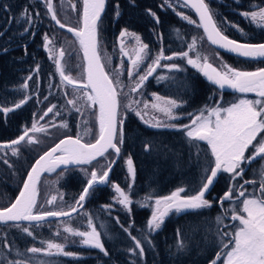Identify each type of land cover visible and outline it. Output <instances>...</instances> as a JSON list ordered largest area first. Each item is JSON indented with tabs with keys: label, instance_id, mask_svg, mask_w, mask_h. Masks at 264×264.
<instances>
[{
	"label": "trees",
	"instance_id": "obj_1",
	"mask_svg": "<svg viewBox=\"0 0 264 264\" xmlns=\"http://www.w3.org/2000/svg\"><path fill=\"white\" fill-rule=\"evenodd\" d=\"M206 2L216 13L214 19L224 34L241 42L256 43L264 41V31L256 28L255 25H250L248 20L239 14L250 10V5L264 6V0H206ZM116 3L120 5L121 15L114 20V5ZM162 3L163 0H135V4L130 3L129 0H107L101 23L103 40L110 43V48H117L120 52L117 38L121 29L126 27L130 31L139 34L142 41L149 45V55L145 59V62H149L161 48L168 56L183 49H188V43H191L190 40H192L189 34L192 33L197 34L199 39L206 45L217 50L227 63L238 70H249L264 66V60L245 59L214 48L208 42L202 28H198L195 24H189L176 14L183 11L192 20L199 22L195 13L189 7H184L182 1L175 4V9L167 6L161 8ZM173 3H175V0H173ZM78 4L80 5V3ZM4 5L9 6L8 10L4 9ZM26 6L27 11L33 16L32 24H28L20 15ZM149 8L159 16V25H155L146 14V9ZM37 12L40 14L39 18L35 16ZM16 19L19 20V23L15 22ZM226 21L238 24L240 28L244 29L246 35H242L237 29L230 27ZM24 28H29L30 31L24 32ZM52 29L57 28L51 21L50 16L46 14L43 1L0 0V33H3L0 36V102L15 103L21 99L23 94L18 93V86L23 83V79L28 76L31 69L35 68L37 64L40 65L39 72L33 74V79L30 81L27 90V94L31 96L29 102L21 109L10 113L7 122L0 115V142L19 136L22 126L31 127L34 113L36 114L35 119L39 120L47 107L53 105H55L53 112L46 116L53 118L50 119V123L65 121L69 125L68 135L78 134L75 131L81 127L78 120L79 115L64 111L68 105L64 97V93L67 91H65L64 86H60L61 83L55 69V63L53 59L49 58V54L43 47L42 37L46 33L52 39ZM174 29H178L179 33L173 31ZM65 33L68 35L67 32ZM60 36L62 37L61 34ZM159 36H162V39ZM4 48H7L8 51L4 52ZM80 53L83 61L81 50ZM145 62H143V65ZM185 64V71L183 70L182 76H180L181 74L176 75L175 81L171 79L166 82L157 77L155 78L156 70L144 82L143 90L146 88L149 92H157L155 94H163L173 98L176 90L178 100L183 103L180 107L183 108V110L180 109L183 112L198 109L206 103L217 104L219 102V104L223 105L225 103L228 105L244 96L241 93L218 89L197 68L192 67L187 62ZM126 77L127 72L125 70L121 75V79L128 82ZM137 94L138 92L131 95L137 97ZM45 97H47L46 100ZM5 106H10V104H5ZM120 114L125 117L127 138L122 146L121 157L110 173L109 185L98 186L95 192L86 199L83 208L69 217L46 219L39 225L36 222H32L31 225L29 222H20L23 227L30 228L33 233L32 236H28L20 229L12 227V222L7 225L0 224V261L7 257L8 260H20L27 262V264H34L37 257H45L51 260L50 264H209L215 257L216 252L219 250L216 237L218 229L220 232L229 231V228L219 227L216 223V217L223 215L224 210L228 209L224 223H233L230 219L231 214L228 207L230 201L224 202L223 205L216 203V201L228 189L229 183H234L238 190L240 185H244L245 188L248 186L259 188V174L255 170L259 169L262 160L258 159L250 166L244 164L243 176L237 177L234 182L230 180L228 174L219 175L217 182L212 186L206 197L213 201V206L196 212L189 211L170 215L166 218L161 229L148 236L152 243H143L145 254L140 257L138 255L139 250H136L137 254L128 251L129 248H134V243L120 225L116 223V218L118 217L120 224L125 227L132 225L130 227L131 234L143 241L147 233L146 221L151 215L150 208L140 206L144 197L149 194L154 196L168 195L177 187L188 189L185 194L197 191L202 183L201 165L204 161V152L207 150V145L205 142H199L200 151L198 152L197 147L190 144L182 129L150 127L134 115L135 113L128 111L126 108ZM46 117L43 119L44 121L39 120V123L41 121L44 123ZM64 134L66 135V133ZM64 134L62 135L65 136ZM145 143H151V151L146 152L144 150ZM18 147V156H12L10 151L7 152V159L11 167L4 164L0 159V207L10 204L17 195L36 156L32 153V145L22 143ZM112 154L114 157V153ZM129 154L132 155L136 170L134 187L130 191L133 200L130 205V213L113 201L112 197L115 193L111 188V183L115 182L120 184L121 188L127 190L128 184L132 182L127 175L125 165V158ZM198 155L199 162L197 161ZM4 156V151L0 150V157ZM208 156L210 158V152ZM92 163L79 167H68L69 172L64 177L60 175L62 179L55 181L56 186L54 188L48 187L40 191L36 210L52 211L49 210L52 208L68 210L70 206H73L87 182L84 174L80 171V167L89 169ZM62 169L66 170L65 167ZM59 171L60 169L57 168L54 172L45 173L43 176L49 177L55 174L59 176L57 175ZM245 181H255V183L245 184ZM48 189H50L49 192L53 189L54 192L52 193L58 197L53 205H47V200L45 201L44 198ZM60 195H63L62 200L59 198ZM108 204L113 205L111 209L105 210L102 208L103 205ZM88 216L93 218L97 230L102 233L105 248L108 250L107 256L98 249L80 244L79 237L71 236L63 231L64 223L69 224L74 229L84 231L87 228ZM100 223H103L104 226H101ZM194 227H198L195 235H193ZM177 229L183 231L185 243L188 245V248L183 252H178L176 247ZM66 236L68 237L67 240H65ZM50 240L65 244V250L76 255L46 256L43 253H27L26 250L31 247H46V244L42 242ZM5 242L11 246L10 249L3 247Z\"/></svg>",
	"mask_w": 264,
	"mask_h": 264
},
{
	"label": "snow or ice",
	"instance_id": "obj_2",
	"mask_svg": "<svg viewBox=\"0 0 264 264\" xmlns=\"http://www.w3.org/2000/svg\"><path fill=\"white\" fill-rule=\"evenodd\" d=\"M129 2L135 4V0H129ZM180 2L181 0H175V3H173V0H163L160 7L167 6L175 9V4H179ZM43 3L46 7V14L50 16L51 20L62 29L67 27L58 19L53 0H43ZM182 3L184 7H190L195 10L199 17V22L197 23L192 20L183 12H177L176 14L189 24H195L198 28H202L204 35L211 44L219 45L221 48L246 59L264 60V42H240L224 35L214 19L216 13L213 12L206 0H182ZM106 5L107 0H82L80 26L78 28L67 27V30L76 37L80 50L83 52V81L66 74L64 64L62 63V58L65 56L64 50L54 49L52 47V40L46 33L42 37L43 47L49 53V58L53 59L56 72L60 76V86H72L74 91L81 93L76 99H83L89 106L96 109L97 132L94 142L91 143L84 142L79 133L75 137L69 135L60 139L58 143L40 155L32 164L15 200L7 207H0V224L7 225L9 222H12V227L20 229L28 236L33 235L32 231H30L29 227H23L20 222H29L30 225L32 222H36L39 225L48 217L62 218L77 213L78 210L83 208L86 199L95 192L98 186L109 185L112 168L121 157L122 146L127 138V132L125 129V117L120 114L121 105L119 98L121 93L118 89H122L124 85L119 79L118 74L113 79L105 71L98 52L101 23ZM3 7L5 10H8L9 6L4 5ZM73 8L75 9L76 5H73ZM114 8L113 19L115 20L121 15L119 3H116ZM146 14L155 25L160 24V18L155 11L149 8L146 9ZM239 14L248 20L250 25H255L256 28L264 31V6L258 4L250 5V10ZM20 15L28 24L33 23V16L27 11V6L21 11ZM39 15L37 12L35 14L36 18H39ZM15 22L19 23V20L16 19ZM226 23L230 27L237 29L242 35H246L244 29L240 28L238 24L230 21H226ZM28 31H30L29 28H24V32ZM173 31L179 33L178 29H174ZM2 35L3 33H0V36ZM159 38L162 39V36H159ZM248 38L250 39L251 37ZM117 39L120 44L121 54L127 56L130 61L127 67V74L129 78L136 77L134 84L129 88V94L137 93L158 67H164L169 70L180 67L175 63L162 65V60L171 61L175 57H182L186 59L187 64L197 68L208 81L219 86L220 89L227 87L237 93H255L258 97L255 100L240 98L227 107H205L199 110V114L188 113L189 123L183 125L166 122L180 118L174 112L179 106L178 101L175 99L161 97L153 93L154 102L151 105L144 102L145 110L151 107L155 112L162 113L166 121H162L156 117L145 119L147 111L138 110L136 107L137 101L129 100V103L124 106L128 111H134L135 115L150 127L182 129L190 144L197 147L198 152L200 151L199 142H206L207 145V150L204 152V161L201 165L202 183L197 191L185 194L188 192V189L177 187L168 195L154 196L149 194L144 197L140 206L150 208L151 215L146 221L147 233L143 241L131 234L130 227L132 225L125 227L120 224L119 218H116V223L120 225L134 243V248H129L128 251L132 254H137L136 250H139L138 255L143 257L145 254L143 243H152L148 239V236L161 229L166 218L170 217V215L182 214L189 211L196 212L197 210L208 209L213 206V201L206 197L212 186L217 182L219 175L229 174L230 180L234 182L237 177L243 176L245 171L244 164L250 166L251 163L258 159L264 160V68H258L255 71H243L227 64H221L223 70H219L209 62L207 56L200 57L198 54L195 58H192L189 55V51L172 53V55L166 56L164 50L161 48L155 57L152 58V63L148 64L144 74H139L136 69L148 57L149 45L142 41L139 34L130 31L126 27L121 29ZM129 39L135 42L130 50L126 47V41ZM196 46L197 38L194 37L191 43H188V49L194 50ZM3 51L7 52L8 49L4 48ZM39 68L40 65L37 64L35 68L29 71L28 76L23 79V83L18 86V93L23 94L21 99L15 103L8 101L0 102V115L3 116L5 122H7V117L10 113L21 109L31 99V96L27 94V90L29 89L30 81L33 79V74L38 73ZM122 70L121 68L118 72ZM159 79L163 80L165 77H159ZM46 99L47 97H45ZM76 99H69L67 103L75 107ZM5 104H10V106H5ZM217 104L219 105V102ZM54 108L55 105L48 107L44 114L39 117V120H43L49 113H52ZM79 110L77 108V111ZM205 112H207V115H205ZM35 115L34 113L30 128L26 125L22 126L21 135L11 141L0 142V150L5 153V156L0 157V159L9 167L11 165L7 159V152L10 151L12 156H18V146L22 143H27L28 145L39 143L36 136L37 133H45L49 127H56L54 123L48 126L40 124L39 120L35 119ZM59 126L67 128L68 124L62 121ZM88 132L90 130L86 129L85 134H88ZM151 149V143L144 144L146 152L151 151ZM110 151L114 153V158L107 162L102 172L97 168H92L89 172L87 168L80 167V171L84 174L87 182L76 199L75 204L70 206L68 210H36L38 182L42 173H52L60 166H64L67 170L68 166L79 167L90 165L93 161H97L98 158H105L106 154ZM209 152L210 158L208 156ZM249 152H251V155H248ZM199 159L198 155V162ZM125 165L127 175L131 178L132 182L128 184L127 190L121 188L118 183H111V188L115 193L112 199L130 213V205L133 203L130 191L134 187L136 176L131 154L125 158ZM255 171L258 172L260 178L257 190L248 193L244 185H240L238 190L234 183H229L228 189L216 201L220 205H223L226 201H231L234 206L231 209L230 219L238 223H224L228 209L224 210L223 215L216 217L218 225L225 229L231 228L232 230L220 232L218 229L219 250L209 264H219L221 260L223 264H264V164H261L260 168ZM248 183H255V181H245V184ZM57 198V196L49 198L46 201L47 205H53ZM59 198L62 200L63 195H60ZM237 204L240 205L239 210L235 207ZM112 206V204H108L103 205L102 208L108 210ZM87 229L80 231L67 223L63 224V231L71 236L79 237L80 244L98 249L107 256L108 250L105 248L102 233L97 230L91 216H88L87 219ZM197 231L198 227H194L193 235ZM176 236L178 252L185 251L188 245L185 243L183 231L177 229ZM67 238L66 236L65 240ZM42 243L46 244V247H31L26 250L27 253H43L46 256L76 255L73 252L66 251L65 244L63 243H56L51 240ZM3 247L10 249L11 246L5 242ZM0 264H27V262L8 260L5 257L3 261H0Z\"/></svg>",
	"mask_w": 264,
	"mask_h": 264
},
{
	"label": "rangeland",
	"instance_id": "obj_3",
	"mask_svg": "<svg viewBox=\"0 0 264 264\" xmlns=\"http://www.w3.org/2000/svg\"><path fill=\"white\" fill-rule=\"evenodd\" d=\"M31 1H34V0H31ZM41 1H43V0H41ZM78 3H80V5ZM81 4H82V0H53V5H54V8L56 10V14H57L58 19H60L61 22L64 23L66 26L73 27V28H78L80 26V10L82 9ZM73 5H76L75 9L73 8ZM179 12H183V11H179ZM54 25L56 26L57 29H52V32H51L52 47L56 50H59V49L64 50L65 56L62 58V63L64 64L66 74H69L73 78H77V79H80L81 81H83V79H84L83 65L84 64H83V61L80 57L81 56L80 46H79V43H78L76 37L72 33L66 31L65 29L58 27L55 23H54ZM65 32H68V35H66ZM60 34L62 35V37L60 36ZM189 35L191 36L192 39L194 37L197 38L196 48L194 50L183 49V50L178 51V52L189 51V55L192 58H195L198 54L200 57L207 56L209 62L214 67H217L219 70H223L221 68V64H227V65L231 66L229 63H227L223 59V57H221V54L217 50L209 47L201 39H199L197 34L195 35V34L191 33ZM102 37H103L102 31L100 30L98 52H99V55L101 57V63L104 64L105 71L107 73H109V75L113 79H115L117 74H118L119 79L121 80V82L124 85V87L122 89H118V91H120V93H121L120 98H119L120 99V105H121L120 112L122 110H124V108H125L124 106L129 103V100H134V101L138 102V104L136 105L138 110L147 111V115L145 116V119H151L152 117H156L157 119H160L162 121H166V118L163 116L162 113L155 112L153 109H151V107H149L147 110L144 109V102H147L149 105H151V103L154 102L153 92L147 91L146 88L144 90H143V88H141L138 91L137 97L129 94V87L130 86L128 87V85L131 84V86H132V84H134V80L136 79V77L129 78V76L127 74L126 78L128 79V82H127V80L124 82V80L121 79V75L126 70L127 62L125 61L124 56L121 55L120 52H118V49L117 48H113V49L110 48L111 47L110 43L105 42ZM190 41H192V40H190ZM134 43L135 42L132 41L131 39L126 41V44L129 47H132V44H134ZM116 49H117V51H116ZM178 52H176V53H178ZM166 56H168V55H166ZM185 62H187L186 59L182 58V57H175L171 61L162 60L161 61L162 65L168 64V63H175V64L179 65L180 67L178 69H173V70H169V69L164 68V67H159V69H157L154 77L155 78L157 77L158 79H159V77H165V79H163V80L166 82L170 81L171 79L173 81H175L176 75L181 74L180 76H182L183 70L185 71V69H186ZM150 63H152V60H150L149 62H145L144 65L142 63L140 65V67L138 69H136V71L139 74H144V72L146 71V69L148 67V64H150ZM121 68L123 70L118 72V70ZM126 72H127V70H126ZM173 72H175V73H173ZM57 75H58L60 83H61L60 76L58 73H57ZM64 88H65V91H67L64 93V97L66 98V101H68L69 99H76L77 96L81 95V93L74 91L73 87L70 85H65ZM154 93H157V92H154ZM176 93H177V91L175 90V92H174L175 95H173V96L177 97V99H175V97L174 98L173 97H167L166 95H163V94H157V95H159L161 97L175 99L178 101L179 106L174 110V112L180 118L178 120L166 121V122L174 123L177 125H183V124L189 123L188 113L199 114V110L202 108H205V107H216V106L227 107L230 105V104L227 105L225 103L223 105L222 104L218 105V104H207L206 103V104L200 106L198 109H194L195 112H194V110H191L188 112H183V111H181V110H183V108L182 109L180 108V107H182L183 103H181V101L178 100V95H176ZM242 98H247V99H252V100L258 99L256 94L249 95V96L244 95ZM77 108L80 110L77 111ZM64 111H66L67 113L73 112V113L79 115L78 120L80 123L79 125H81V127L77 128L75 126L77 128L75 132H78L82 136L84 142H86V143L94 142L95 135L97 132V125H96V120H95L96 109L89 106L85 100L76 99V106L73 107L72 105L68 104L67 107H65ZM132 112L135 113L134 111H132ZM205 115H207V112H205ZM51 118H52L51 116L46 117L45 122L43 123V121H44L43 120L40 122V124L48 126L49 124H51L50 123ZM53 123L56 125V127H49L47 132L36 134V136L39 140V143L32 144V153H34V155H36L34 160L41 153H43L46 149H48L53 144H55L60 138L64 137L62 134L66 133V135L65 134L64 135L68 136L69 125L67 128H62L59 126L61 124V122L58 123V121H57V122H53ZM86 129L90 130V132H88V134H85ZM72 136H77V135H72ZM205 144H206V142H205ZM250 154H251V152L248 153V155H250ZM113 158L114 157H113V154L111 152L106 154L105 158H98L97 161H94L92 163V165L89 166V169H88L89 172L91 171L92 168H97L98 170H100L102 172L103 167L106 166L107 162L112 160ZM261 164H264V160H262ZM68 167H74V166H68ZM62 168H64V166L59 167L60 171L57 172V175H59V176H56V174L54 176H49V177L48 176L47 177L41 176L43 178V180L40 177V181L38 182L37 200L40 198V191L42 189L48 188V187L54 188L56 186L55 181H57L58 179H62L60 176L61 173H63L62 177L67 175V173L69 172V169L63 170ZM259 168H260V166H259ZM41 180H42V182H41ZM245 189L247 190L248 193H252L255 190H257L258 188L254 187V186H248ZM49 190L50 189H48L46 191V194L44 197L45 201L48 200L49 198H51L52 196H55L54 193H52V192H54L53 189H51V192H49ZM241 203H242V201H241ZM233 206L234 205L230 201L228 203L230 214H231V209ZM235 207L237 208V210H239L240 205L237 204V205H235ZM49 210H56V209L52 208ZM45 211H47V210H45ZM86 223H87V221H86ZM216 223H217V221H216ZM233 223H238V222H233ZM100 224H101V226H104L103 223H100ZM219 227H220V225H219ZM85 230H88V229L86 228V229H84V231ZM229 231H231V228H229ZM216 237H217V240H219V237L217 236V234H216ZM28 256H30V255H28ZM37 258L34 260L35 261L34 264H41V262H43V264H50V262H51V260L49 258H45V257H43V258L37 257ZM220 264H223L222 260L220 261Z\"/></svg>",
	"mask_w": 264,
	"mask_h": 264
},
{
	"label": "water",
	"instance_id": "obj_4",
	"mask_svg": "<svg viewBox=\"0 0 264 264\" xmlns=\"http://www.w3.org/2000/svg\"><path fill=\"white\" fill-rule=\"evenodd\" d=\"M181 1H182V0H181ZM189 8H190V7H189ZM190 9L195 13L196 17H197L198 20H199V17H198V15L196 14L195 10L192 9V8H190ZM53 22H54V21H53ZM54 23H55V22H54ZM55 24H56V23H55ZM56 25H57V24H56ZM57 26H58V25H57ZM58 27H59V26H58ZM67 27H69V26H67ZM67 27H65V28H63V29H65L66 31H68V30H67ZM202 30H203V29H202ZM68 32H69V31H68ZM70 33H71V32H70ZM223 34H224V33H223ZM224 35H226V34H224ZM228 37H229V36H228ZM206 38H207V37H206ZM229 38H230V37H229ZM230 39H232V38H230ZM234 40H235V39H234ZM237 41H238V40H237ZM208 42L211 44L210 41H208ZM240 42H241V41H240ZM262 42H264V41H262ZM256 43H259V42H256ZM211 45L214 46L215 48L219 49V50L224 51V52H227V53H231V54L237 55V54H235V53H232V52L227 51V50L224 49V48H221L219 45H213V44H211ZM237 56H238V55H237ZM82 57H83V52H82ZM242 58H243V57H242ZM245 59H246V58H245ZM252 71H255V70H252ZM213 85H214V84H213ZM214 86H216V87L219 88V86H217V85H214ZM222 90H231V89L225 87V88L222 89ZM68 136H69V135H68ZM70 136H72V135H70ZM64 137H65V136H64ZM64 137H62V138H60V139H63ZM73 137H75V136H73ZM60 139H59V140H60ZM59 140H58L56 143H58ZM9 141H11V140H9ZM1 142H7V141H1ZM56 143H55V144H56ZM55 144H53L51 147H53ZM51 147H49V148H51ZM49 148H48V149H49ZM48 149H46L45 151H47ZM45 151H44V152H45ZM44 152H43V153H44ZM43 153H41L40 155H42ZM40 155H39V156H40ZM39 156H38L36 159H38ZM36 159H35V160H36ZM35 160L33 161V163L35 162ZM33 163H32V164H33ZM32 164H31V166H32ZM31 166H30V168H31ZM60 167H62V166H60ZM30 168H29V170H30ZM29 170H28V171H29ZM42 174H44V173H42ZM42 174H41V176H42ZM26 177H27V174H26ZM26 177H25V178H26ZM22 186H23V183H22L21 187H22ZM101 186H102V185H101ZM21 187H20V188H21ZM19 191H20V190H19ZM18 194H19V192L17 193V195H18ZM17 195H16V196H17ZM16 196L14 197L13 201L15 200ZM13 201H12V202H13ZM84 203H85V202H84ZM9 205H10V204H8L7 206H9ZM7 206H5V207H7ZM65 211H66V210H65ZM53 218H56V217H48L47 219H53Z\"/></svg>",
	"mask_w": 264,
	"mask_h": 264
},
{
	"label": "flooded vegetation",
	"instance_id": "obj_5",
	"mask_svg": "<svg viewBox=\"0 0 264 264\" xmlns=\"http://www.w3.org/2000/svg\"><path fill=\"white\" fill-rule=\"evenodd\" d=\"M68 33V32H67ZM118 46H119V51H120V44H119V42H118ZM134 46V44H132V47ZM126 47L130 50L132 47H129V46H127V44H126ZM121 53V52H120ZM122 55V54H121ZM124 56V55H123ZM124 59H125V61L127 62V66H126V70H127V67H128V65H129V63H130V61H129V59H128V57L127 56H124ZM260 67H264V66H260ZM260 67H257V68H260ZM249 94H251V95H254L255 93H249ZM48 108V107H47ZM47 110V109H46Z\"/></svg>",
	"mask_w": 264,
	"mask_h": 264
}]
</instances>
